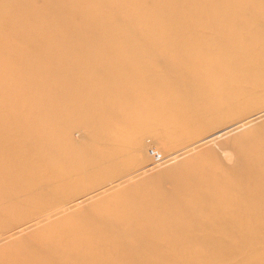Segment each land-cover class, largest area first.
<instances>
[{
    "label": "bare ground",
    "instance_id": "bare-ground-1",
    "mask_svg": "<svg viewBox=\"0 0 264 264\" xmlns=\"http://www.w3.org/2000/svg\"><path fill=\"white\" fill-rule=\"evenodd\" d=\"M45 1L39 18L52 24L38 38L24 33L35 0L0 4V27L13 31L0 29V79L3 70H21L14 83L0 82V264H234L239 251L264 253L255 248L264 234V10L251 9L260 29L239 14L264 0H238L233 9L222 0H138L129 22L171 54L156 73L125 76L109 75V63L96 59L74 69L72 58L89 52L75 46L82 30L50 15L58 0ZM121 26L113 18L94 39L118 29L114 49L127 54ZM209 54L217 58L201 60ZM143 56L138 50L131 61ZM98 87L107 98L90 99ZM211 131L171 157L151 150L152 164L138 168L149 159L150 134L178 146L180 137ZM229 135L221 155L209 149L158 170ZM130 238L132 245L121 244Z\"/></svg>",
    "mask_w": 264,
    "mask_h": 264
},
{
    "label": "rangeland",
    "instance_id": "rangeland-1",
    "mask_svg": "<svg viewBox=\"0 0 264 264\" xmlns=\"http://www.w3.org/2000/svg\"><path fill=\"white\" fill-rule=\"evenodd\" d=\"M5 1H8V0H0V4H2ZM137 1L138 0H128V1L127 0H71V2H69V1H64V0H58V4L52 9L50 15L67 17V19L69 21H72L79 29H81L82 30V32H81L82 38L75 40V46L77 45V48L80 50L89 51L88 54L85 56H82L80 58L78 57L75 59L72 58V60H73L72 65H74V69H76L77 66L90 65L91 64L90 59H96L97 61H99L103 65H106V63L108 62L110 65V71H111L109 75H113V76L115 74H119L120 76H125V74H127V73L142 70L141 68H144L151 73L152 72L156 73V72L162 70L163 66L160 67L156 62L161 58L167 59L166 56L168 54H171L170 51H166V50L160 48V46H157V44H154L153 43L154 38H151L150 41H147L146 39L148 36H147V33L143 30V28L140 26H136V29H135L134 25L129 22V18L133 14H135L134 11L140 5V2L139 1L137 2ZM222 1L223 2H222L221 6L224 8H228L230 6V9H233V4L238 2V0H222ZM36 3H37V6L31 10V15H32V17H34L33 18V24H30V23L25 24L26 27H25L24 33H28L29 36L30 35H37V38H38L39 37V34H38L39 29L44 28L46 25H49L52 23L50 22L49 24H46L44 20H41L39 18V13L43 14L44 12H41V11L43 9H47V6H48L47 2L45 0H35L34 5ZM251 9L252 10H257V9L264 10V6L258 5V4H253V6L252 7L250 6L249 9L241 10V12L239 13L240 17L242 20H246L247 22H251L250 25H252V27H256L257 29H260L261 27H260L259 22H255L256 20H254V22L251 21V19H253V11ZM187 10H190V9L187 8ZM230 12H232V11L230 10ZM94 13L98 15L97 18L93 17ZM113 18H116L119 21H121L122 25H123L121 27L126 29V31H124V33H128V35H129L126 42L128 43L130 41V42H133L135 45L133 48H130L129 45L127 46V43L124 42V44H122V47L126 46L128 48V50L130 51V52H127V54L121 55V54H119V52H116L117 46L114 49V46L116 45V43H115V41H113V39H114L113 33L118 32V29H114L112 31V33L110 35H106V37H104V39H102V38H100L98 40L94 39L95 34H98V32L101 31L102 29L109 28L112 25V19ZM18 19H23V18L20 16V17H18ZM242 27H243V25L238 29V32L241 34L247 33V27H243V28ZM1 28H3L2 30L6 34H8V33L11 34L13 32L12 29H10V27L8 26V24L6 26L0 27V29ZM202 31L206 32V30H202ZM206 34H209V33H206ZM22 35H24V34H22ZM41 40L43 41V37H40V41ZM181 47H186V44L185 43L182 44ZM138 50L145 53V56L141 57L137 61H134V62L131 61L132 56ZM0 58H2V57H0ZM216 58L217 57H215L214 54L213 55L209 54L207 56L202 57L201 60L209 61L211 59H216ZM125 66H126V68H124ZM22 69H24V67H22ZM12 70L13 71H11V70L10 71H4V70L2 71L3 75L0 79L1 83H5V84L14 83V81L16 80L17 73L19 74V72L21 70L19 68H16V67H14ZM120 76H118L119 79H120ZM81 77H85V78L80 79V80H83V81L84 80H86V81L91 80V82L93 81L91 78V75L81 74ZM49 81L54 82L55 80L49 78ZM136 83L139 85L144 84V82L140 79H136ZM108 86H111V85H108ZM153 88L150 87L151 90H153ZM97 89L98 90H96V92L93 93V96L92 97L90 96V99L94 98V95L96 97H99L100 99L107 98L108 95L103 93L102 87H98ZM1 90H2V88L0 87V95L4 96L5 93H4V91H1ZM127 90H129L128 87H127ZM104 92H105V90H104ZM75 106H76V104L74 102H72V103L67 102L63 105V107L66 109L74 108ZM261 108H264V105L261 106ZM261 108L254 109L251 113L246 114L244 118L249 117L254 112H256V110L258 111ZM12 116H17V115L14 114ZM15 118H17V117H15ZM228 125H230V124L229 123L225 124V125L217 128V129H215V130L216 131L221 130L225 126H228ZM224 129L227 131V130H229V127L224 128ZM75 130H78V129H75ZM214 131H211L207 134H201L199 136H195L192 138L190 136L189 137H180L177 139V141H184V142H181L180 144H178V146H170L169 142L165 139V137H163L161 135V133L150 134L146 139V149L148 152V158L149 159L146 162H144L143 164H141L138 168H140L142 166L145 167L147 165L152 164L153 158L150 155V151L153 149L155 152L161 153L163 157H171L176 152L189 148L194 143H196L199 140H202V138L208 136L209 134L213 133ZM5 132L8 133V131H5ZM24 133L27 134V133H30V131L25 130ZM234 134H237V132ZM231 136L230 135L225 136L222 139H219V141L213 142L214 144L210 143L208 145H205V146H202L198 149H195V150L191 151L192 153L188 152V154L183 155L179 159H175V160H172L170 162H167V163L161 165L160 166L161 168H159L158 170L172 169L180 161L191 158L194 155L195 156L200 155L209 149L217 151L218 154L221 155L220 142L228 141V139H230ZM156 142H157V144H156ZM153 144H156V146ZM149 145L153 148L151 149V147ZM228 145L230 146V142H228ZM148 146H149V148H148ZM254 146H255L254 143H249L245 147L244 151L251 153V152L255 151ZM234 150H236L235 147H234ZM194 157H192V158H194ZM152 172L156 173L157 169H156V171L154 170ZM221 175L225 176V177L228 176V174L226 172H221ZM163 184H164L163 181H160L158 183V185L160 187ZM182 198H186V197L182 196ZM163 200L164 199H162V201ZM139 202L141 204V203H144L145 201L142 199V200H139ZM250 219H251V217H247L244 220L238 221V224H241L242 222H247ZM117 222H119V221H117ZM203 231H204V229H200V230H198V233H203ZM258 237L259 238H258V241L255 245V248L256 249L260 248L263 250L264 249V234H258ZM219 239H222V240H229L230 239L232 241L233 237L228 236V235H222L219 237ZM245 241L250 243L251 239L247 238ZM132 243H133V239L130 238V239H127L125 241H122L121 244L125 245V247H128V246L132 245ZM92 247L93 246H91V248ZM110 250L112 252L114 251L113 248L108 249V251H110ZM180 250H182V248ZM198 250L201 251L202 254L206 253V249H204V248H201ZM206 254H208V252ZM238 254H239L238 257H236V259H238V260L236 262H233L234 255L232 257H230L234 264H244L241 261V257H243V256L247 257L252 264H264V253L254 252V253L249 254L247 249H246L243 251H239ZM110 264H118V262L114 261ZM152 264H157V263L153 262ZM196 264H216V260H214L212 258L203 259V260H201V262L196 263Z\"/></svg>",
    "mask_w": 264,
    "mask_h": 264
}]
</instances>
